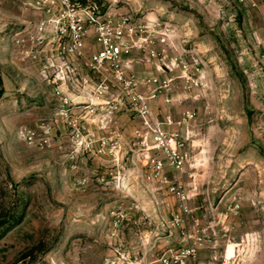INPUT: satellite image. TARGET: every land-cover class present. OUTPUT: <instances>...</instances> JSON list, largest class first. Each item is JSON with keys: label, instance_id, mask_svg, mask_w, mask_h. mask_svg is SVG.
<instances>
[{"label": "rangeland", "instance_id": "rangeland-1", "mask_svg": "<svg viewBox=\"0 0 264 264\" xmlns=\"http://www.w3.org/2000/svg\"><path fill=\"white\" fill-rule=\"evenodd\" d=\"M71 1L127 18L135 93L0 0V264H264V0Z\"/></svg>", "mask_w": 264, "mask_h": 264}, {"label": "built area", "instance_id": "built-area-1", "mask_svg": "<svg viewBox=\"0 0 264 264\" xmlns=\"http://www.w3.org/2000/svg\"><path fill=\"white\" fill-rule=\"evenodd\" d=\"M31 6L45 14L47 19L40 23V28L45 22L50 23L53 29V45L60 59L69 57L79 60L85 68L93 74L102 75L109 72L114 79L122 83L123 88L133 92L134 83L126 74V54L129 47L123 41L127 28V18H123L116 25L105 22L102 18L99 6L95 2L87 8V17L79 12L81 10L78 2L71 0H30ZM90 23L95 32V43L97 48L86 54L83 44V36L87 24ZM103 83L97 89L103 92ZM133 98L140 99V95L134 94ZM67 101V100H65ZM161 140V133L155 136ZM173 140V137L170 138ZM179 156L173 154V161L176 167L180 166ZM175 189V187H172ZM194 249H187L181 253L165 255L161 258L160 264H189L188 259L193 255Z\"/></svg>", "mask_w": 264, "mask_h": 264}, {"label": "crops", "instance_id": "crops-1", "mask_svg": "<svg viewBox=\"0 0 264 264\" xmlns=\"http://www.w3.org/2000/svg\"><path fill=\"white\" fill-rule=\"evenodd\" d=\"M255 25L259 30L264 29V10L258 12L257 15L255 14Z\"/></svg>", "mask_w": 264, "mask_h": 264}, {"label": "bare ground", "instance_id": "bare-ground-1", "mask_svg": "<svg viewBox=\"0 0 264 264\" xmlns=\"http://www.w3.org/2000/svg\"><path fill=\"white\" fill-rule=\"evenodd\" d=\"M233 247L234 246H232L231 244L227 246V248H226L227 257H231L233 255V251H234V248Z\"/></svg>", "mask_w": 264, "mask_h": 264}, {"label": "trees", "instance_id": "trees-1", "mask_svg": "<svg viewBox=\"0 0 264 264\" xmlns=\"http://www.w3.org/2000/svg\"><path fill=\"white\" fill-rule=\"evenodd\" d=\"M2 94V89H0V95Z\"/></svg>", "mask_w": 264, "mask_h": 264}]
</instances>
